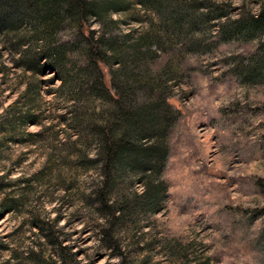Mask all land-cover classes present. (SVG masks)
Masks as SVG:
<instances>
[{"label":"rangeland","instance_id":"obj_1","mask_svg":"<svg viewBox=\"0 0 264 264\" xmlns=\"http://www.w3.org/2000/svg\"><path fill=\"white\" fill-rule=\"evenodd\" d=\"M229 1L230 17L238 16L242 0ZM249 8L259 11L255 2ZM119 17L122 32L160 31V16L139 5ZM222 19L196 22L198 30L180 42L159 34L168 51L159 63L172 78L162 91L172 117L159 176L166 191L160 211L139 215L136 225L111 222L108 203L92 192L100 171L77 163L71 141L57 136L58 114L68 105L55 91L56 74L44 60L41 72L26 70L15 39L0 34V175L9 182L0 191V264H182L173 245L185 247L187 264H264V79L235 75L257 41L221 38ZM88 27L100 33L98 22ZM27 110L40 112L43 124H28L26 132L44 126L25 138L33 144L21 143L22 128L12 125L13 114Z\"/></svg>","mask_w":264,"mask_h":264},{"label":"trees","instance_id":"obj_2","mask_svg":"<svg viewBox=\"0 0 264 264\" xmlns=\"http://www.w3.org/2000/svg\"><path fill=\"white\" fill-rule=\"evenodd\" d=\"M207 1L0 0V34L15 39L17 50L25 58L20 63L37 73L44 60L60 80L55 91L68 106L58 114L56 134L71 141L77 163L98 168L100 179L92 192L108 203L111 222L117 225H136L139 215L159 212L165 196L159 176L172 117L164 104L169 96L162 91L169 87L165 79L171 74L168 66L159 63V54H168L161 32L170 42L169 34H176L174 41L180 42L198 30L196 22L223 18L219 24L221 38L257 41L246 62L237 63L235 75L248 82L264 79V0H242L239 14L233 18L230 14L235 8L229 0ZM253 2L259 5L257 14L249 8ZM132 4L139 5L145 14L156 12L160 31L152 36L147 29L122 32L119 25L123 19L119 16L125 17ZM201 6L207 11L198 16L195 12ZM91 20L101 25L97 35L88 27ZM148 20L151 27L152 18ZM176 20L179 25H174ZM102 66L107 68L109 85L104 82ZM156 91L160 94L154 98ZM40 116L31 110L13 114L12 125L16 121L24 133L21 143L36 142L25 138L40 135L44 126L37 132H26L25 127L41 126ZM89 151L93 156H88ZM6 176L0 175V191L9 184ZM135 183L141 184L140 192L134 190ZM127 185L132 188L127 189ZM183 248L173 245L171 250H181L178 254L185 257L182 264H187L190 261Z\"/></svg>","mask_w":264,"mask_h":264}]
</instances>
